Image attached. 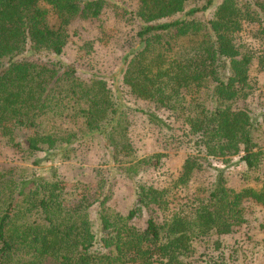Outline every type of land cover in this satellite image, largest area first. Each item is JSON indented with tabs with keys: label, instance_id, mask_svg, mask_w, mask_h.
<instances>
[{
	"label": "trees",
	"instance_id": "obj_1",
	"mask_svg": "<svg viewBox=\"0 0 264 264\" xmlns=\"http://www.w3.org/2000/svg\"><path fill=\"white\" fill-rule=\"evenodd\" d=\"M108 6L139 27L125 55L123 83L187 126L193 152L169 186L137 183L125 214L107 206L102 181L101 196L91 201L89 183L71 186L53 168L50 176L33 167L1 168L0 264H193L207 253L199 248L246 222L245 200L264 206V178L258 176V188L237 190L229 185L228 164L215 168L210 186L186 199L177 192L209 158L226 163L241 155L247 173L264 174L258 135L264 112L260 121L248 103L257 90L253 67L264 69V0H139L136 9L113 0H0V142L27 156L70 159L77 144L97 136L127 175L161 164L162 153L134 156L130 108L107 80L98 72L84 79L61 58L73 25L99 20ZM245 23L257 25L259 49L242 40ZM85 46L91 51L93 41ZM139 110L169 126L155 110ZM19 130L29 134L17 140ZM97 202L96 227L91 207ZM148 210L159 216L141 230L133 220Z\"/></svg>",
	"mask_w": 264,
	"mask_h": 264
},
{
	"label": "rangeland",
	"instance_id": "obj_2",
	"mask_svg": "<svg viewBox=\"0 0 264 264\" xmlns=\"http://www.w3.org/2000/svg\"><path fill=\"white\" fill-rule=\"evenodd\" d=\"M131 9H136L139 0H113ZM213 11L205 14L211 18ZM203 18V17H201ZM136 22H128L116 17L113 7L108 6L99 20H78L73 25V35L67 43L61 58L67 63L76 66L78 74L89 79L94 72L100 73L110 87L118 94L123 103L130 108L128 111V136L134 148V156L141 159L155 153H162L161 164L157 168H149L132 177L123 172V164L114 161L101 137H91L88 141L76 145L72 158H61L60 154L47 157L45 152H36L27 156L20 149L4 145L0 142V169L7 166L33 167L37 173L50 176L55 169L59 176L68 181L71 186L75 182L89 183L90 200L101 196L98 184L102 181L103 191L107 192L109 199L107 206L123 214L133 206L137 183L154 184L156 186H169L178 177L187 156L193 152L192 143L186 135L187 126L170 116L165 109L155 110L154 104L134 96L127 85L123 83V74L126 68L125 55L136 39L138 30ZM257 25L245 23L241 38L253 49L261 47L254 37ZM87 40L93 41V48L88 51L85 46ZM253 67L252 77L257 82V90L249 98L248 103L252 112L262 121L264 112V69ZM139 109L155 110L157 114L169 125L160 126L150 121L148 115ZM261 124L260 142L264 143V124ZM29 134L28 130H19L17 140ZM36 158L41 160L39 165L32 162ZM209 162V163H208ZM201 170L193 173L187 186L177 189L179 197L186 199L193 195L197 188H206L214 181L215 168H224L227 172L229 185L237 190L244 187H259L264 178L262 172L247 173L246 165L241 155L231 157L224 163L219 158H209ZM211 164V165H210ZM53 168V169H52ZM103 198V196L101 197ZM246 222L238 230L220 239L219 243L209 249L204 247L206 255L193 259V264H205L207 257H212L214 264H264V206L253 199L245 200ZM99 202L91 207V216L98 225L97 215ZM151 215L159 216L158 212L145 211L142 216L135 218L133 223L144 230ZM161 219V217H160ZM221 243V244H220ZM47 264H56L53 260Z\"/></svg>",
	"mask_w": 264,
	"mask_h": 264
}]
</instances>
